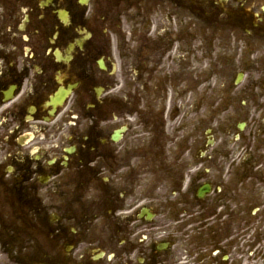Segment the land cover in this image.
<instances>
[{"label": "flooded vegetation", "instance_id": "obj_1", "mask_svg": "<svg viewBox=\"0 0 264 264\" xmlns=\"http://www.w3.org/2000/svg\"><path fill=\"white\" fill-rule=\"evenodd\" d=\"M90 2L0 0V185L53 178L70 190L82 188V201L68 221L49 216L55 224L51 253L40 232L35 264H46L51 255L49 264H252L256 244L264 261V43L251 50L257 56L249 58L246 89L258 114L245 127L253 137L257 125L261 142L246 149L250 158H228V175L223 160L215 164V180H203L192 191L193 200L182 201V217L177 212L182 222L159 223L152 207L139 204L134 161L142 157L140 144L122 140L143 121L157 126L154 113L141 121L137 103L152 96L148 86L155 84V65L184 49L180 38L175 45L171 30L151 17L171 16L174 7L186 10L189 2L202 9L205 0ZM211 5L219 16L225 13L223 20L238 37L264 39V0H212ZM55 98L62 104L53 108ZM125 100L135 101L136 109L125 110ZM137 114L139 122H131ZM36 143L53 146L49 167L38 175L34 162L42 156L30 150ZM205 183L211 191L198 197ZM257 194L262 199L254 203ZM152 196L157 197L155 188ZM127 197L131 201L123 203ZM242 198L244 205L238 203ZM8 230L0 218V264L12 259L28 264L21 254L27 245L7 243L11 236L2 231Z\"/></svg>", "mask_w": 264, "mask_h": 264}, {"label": "rangeland", "instance_id": "obj_2", "mask_svg": "<svg viewBox=\"0 0 264 264\" xmlns=\"http://www.w3.org/2000/svg\"><path fill=\"white\" fill-rule=\"evenodd\" d=\"M96 2L97 0H91L90 3ZM187 8L188 15L185 18H181L182 9L175 8L171 10V16L163 17L158 13L151 18L153 23L170 29L174 37L181 34L183 26H186L189 54L183 55H188V76L183 73L180 76H185L182 81L172 80L177 79L175 74L179 77L181 71L176 62L167 59V55L164 56L153 70L152 78L157 81L148 86L152 96L147 102L143 100L137 103L138 110L141 111V121L144 116L154 113L157 126L153 128V125L143 121L136 127V131L132 129L122 140L124 143L140 144L142 157L134 161L135 169L140 173V187L136 189L140 193L139 204L152 207L157 212L156 220L159 223L182 222L181 218L177 219V212L182 213L179 214L182 217L185 208H182V201L193 200L192 191L203 180H215L213 164L223 160V174L228 175L230 167L227 159L240 160L246 149L261 142L257 125L252 137L249 129L245 127L239 130L237 124L258 114L252 108L246 89L251 79L248 70L251 65V50L263 46L264 39L238 37L230 22L223 20L222 15L225 13L219 16L216 7L209 0H205L202 9L193 6L191 2ZM256 56L257 54H253L252 58ZM239 71L244 72L245 76L241 84L236 85L235 78ZM133 77L134 72L131 79ZM131 83L134 85V79ZM189 85L192 86L191 89H186ZM116 105L117 102L115 107ZM123 106L129 111L136 109L135 101L125 100ZM138 117V114L132 115L129 120L137 123ZM144 126L152 130H146ZM30 150L36 158L42 156L41 160L34 162L37 164L35 173L41 174V170L49 167L47 163L52 156L53 146L50 143H36ZM53 169L54 167L51 170ZM181 177L186 178L183 190L178 189ZM191 185L193 189L190 188ZM154 188L157 197L152 196ZM63 189L67 190L61 194L57 192ZM81 189L78 186L70 190L66 188V183L59 184L53 178L45 183L35 179L25 184L0 185V218L9 224L8 233L2 231V235L5 238L11 236L7 243L24 242L27 245L26 253L22 251L21 254H24L23 260L28 264L39 261V244L42 243V240L39 241L40 232L45 233L46 252L49 256L51 248L48 245L51 242L48 240L55 239L52 237L55 224L49 222V216L55 213L60 219L62 217L61 221H68L82 201L78 194ZM178 191L186 193L171 195ZM258 196L262 199L261 194H257L253 197L254 203ZM121 199L123 198L119 197L120 202ZM73 201L76 205L71 210ZM130 201L127 197L123 203L128 204ZM240 201L245 204L244 198L238 199V203ZM256 248L261 250V244ZM48 256L46 264L53 258V255ZM6 260L7 258L2 262ZM255 261L256 258L253 264H263L262 258ZM6 264L17 263L12 259Z\"/></svg>", "mask_w": 264, "mask_h": 264}]
</instances>
